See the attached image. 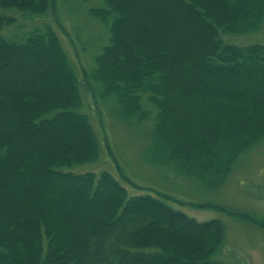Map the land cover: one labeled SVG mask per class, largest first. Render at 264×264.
I'll return each instance as SVG.
<instances>
[{
    "label": "trees",
    "instance_id": "obj_1",
    "mask_svg": "<svg viewBox=\"0 0 264 264\" xmlns=\"http://www.w3.org/2000/svg\"><path fill=\"white\" fill-rule=\"evenodd\" d=\"M56 1L0 0V264H222L221 220L73 171L101 155L76 68L50 25L5 34L16 20L4 11L40 17ZM102 2L87 12L109 34L88 75L98 98L128 127L147 124L156 166L220 191L264 141V46L222 34L260 31L264 0Z\"/></svg>",
    "mask_w": 264,
    "mask_h": 264
},
{
    "label": "rangeland",
    "instance_id": "obj_2",
    "mask_svg": "<svg viewBox=\"0 0 264 264\" xmlns=\"http://www.w3.org/2000/svg\"><path fill=\"white\" fill-rule=\"evenodd\" d=\"M103 5L102 0L87 3L57 0L40 17L25 16L18 11L3 12L16 20L6 28L8 37L52 26L76 68L83 86V112L90 117L101 155L98 162L76 166L73 171L79 174L109 171L130 195L150 194L162 198L201 222L221 220L225 226V246L215 259L222 264H264V141L243 155L224 187L214 193L180 177L171 167L156 166L148 156L151 129H147V124L137 129L125 125L109 111L111 104L98 98L94 85L89 82L88 75L95 66L93 58L108 43L109 34L87 12ZM222 35L225 43L264 46V25L257 33ZM242 84L248 86L247 92L252 95L254 87L250 78L245 76ZM235 143L223 141L228 147ZM204 157L211 159L213 155L207 153Z\"/></svg>",
    "mask_w": 264,
    "mask_h": 264
}]
</instances>
